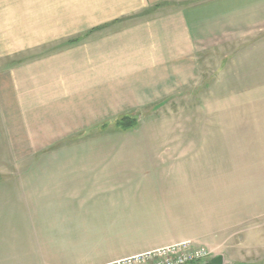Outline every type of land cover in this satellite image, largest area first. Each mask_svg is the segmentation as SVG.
I'll return each instance as SVG.
<instances>
[{
    "label": "crops",
    "instance_id": "0c3cea01",
    "mask_svg": "<svg viewBox=\"0 0 264 264\" xmlns=\"http://www.w3.org/2000/svg\"><path fill=\"white\" fill-rule=\"evenodd\" d=\"M241 39L264 49V0H0V264H110L187 242L209 249L204 264L247 261L216 148L103 139Z\"/></svg>",
    "mask_w": 264,
    "mask_h": 264
},
{
    "label": "rangeland",
    "instance_id": "374dc122",
    "mask_svg": "<svg viewBox=\"0 0 264 264\" xmlns=\"http://www.w3.org/2000/svg\"><path fill=\"white\" fill-rule=\"evenodd\" d=\"M255 40L261 41L241 39L239 45L199 54L200 75L190 86L179 90L174 100L159 103L151 115L136 117L138 126L128 132L111 121L104 131L111 137L103 138L190 140L216 148L208 149L207 160L223 176L224 210L240 226L232 240L235 254L247 260L228 264H264V49L255 51L256 46L248 42ZM9 155L0 148L1 173L7 171L2 164ZM5 180L0 181L1 190ZM254 231L261 243L245 245L247 233Z\"/></svg>",
    "mask_w": 264,
    "mask_h": 264
},
{
    "label": "built area",
    "instance_id": "2783aa9c",
    "mask_svg": "<svg viewBox=\"0 0 264 264\" xmlns=\"http://www.w3.org/2000/svg\"><path fill=\"white\" fill-rule=\"evenodd\" d=\"M210 257L206 247L187 242L110 264H204Z\"/></svg>",
    "mask_w": 264,
    "mask_h": 264
},
{
    "label": "trees",
    "instance_id": "16d2710c",
    "mask_svg": "<svg viewBox=\"0 0 264 264\" xmlns=\"http://www.w3.org/2000/svg\"><path fill=\"white\" fill-rule=\"evenodd\" d=\"M138 120L136 117H130V116H125L122 118H119L115 121V125L117 129L123 130V131H129L132 130L137 126Z\"/></svg>",
    "mask_w": 264,
    "mask_h": 264
},
{
    "label": "water",
    "instance_id": "95a60500",
    "mask_svg": "<svg viewBox=\"0 0 264 264\" xmlns=\"http://www.w3.org/2000/svg\"><path fill=\"white\" fill-rule=\"evenodd\" d=\"M210 264H223V258L218 256V257L212 259Z\"/></svg>",
    "mask_w": 264,
    "mask_h": 264
}]
</instances>
